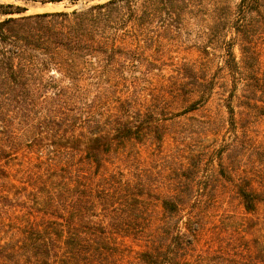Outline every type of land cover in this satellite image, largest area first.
<instances>
[{
  "label": "trees",
  "instance_id": "trees-1",
  "mask_svg": "<svg viewBox=\"0 0 264 264\" xmlns=\"http://www.w3.org/2000/svg\"><path fill=\"white\" fill-rule=\"evenodd\" d=\"M31 1L64 8L0 1V264H264V0Z\"/></svg>",
  "mask_w": 264,
  "mask_h": 264
},
{
  "label": "rangeland",
  "instance_id": "rangeland-1",
  "mask_svg": "<svg viewBox=\"0 0 264 264\" xmlns=\"http://www.w3.org/2000/svg\"><path fill=\"white\" fill-rule=\"evenodd\" d=\"M1 2H11L17 5H22L27 8L26 13H34V12H43V11H53V10H60L64 8V3L59 2H47V3H39L36 1L31 0H0ZM84 0H78L77 4L80 5L83 3ZM259 48H260V61L262 67H264V35L261 37V40L259 41ZM235 54L237 57L239 56L238 50L235 49ZM178 57H186V59H192V58H198V53L192 49H186L181 50L179 53L176 54ZM225 117V114H223ZM240 125H246L245 127H248L247 133L251 140L254 143H259L258 146H261L262 149L259 150L260 152L256 155V162L254 165V178L257 181L256 187L257 189H262V183L264 179V117H254L249 120L244 121H237L235 124V131L237 133L241 132ZM231 131L233 129L230 127ZM232 137V134L227 131V129H221L219 136L216 138L215 135H209V136H197V134H193L191 136V140H187L186 143V150H192L194 151H201L204 153L207 149H210L211 146H214L215 143H222L223 141L229 140V138ZM206 162L204 165V169L207 167H210V162H213L215 165V170L217 169L216 165V158H213L211 160V156L208 155L206 158ZM216 172V171H215ZM220 191L225 194L227 193V188H223V186L220 188ZM230 204L232 205V208H235V210L239 211V206L236 199H230ZM260 213L264 212V205L259 210ZM2 225H0L1 227ZM40 228H43V226H40ZM32 232V233H30ZM45 235V230H40V233H37L35 229L30 230L27 232L28 239L20 241L22 243H31V242H40L43 241V237ZM1 237V233H0ZM2 238V237H1ZM3 239V238H2ZM22 239V236L18 238V240ZM127 241V240H126ZM18 242V241H17ZM18 242V243H20ZM127 244H131L129 240L127 241Z\"/></svg>",
  "mask_w": 264,
  "mask_h": 264
},
{
  "label": "water",
  "instance_id": "water-1",
  "mask_svg": "<svg viewBox=\"0 0 264 264\" xmlns=\"http://www.w3.org/2000/svg\"><path fill=\"white\" fill-rule=\"evenodd\" d=\"M54 11V10H53ZM43 12H45V11H43Z\"/></svg>",
  "mask_w": 264,
  "mask_h": 264
}]
</instances>
